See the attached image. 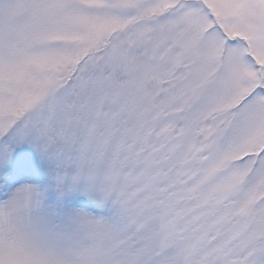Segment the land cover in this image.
Wrapping results in <instances>:
<instances>
[{
    "label": "snow or ice",
    "instance_id": "obj_1",
    "mask_svg": "<svg viewBox=\"0 0 264 264\" xmlns=\"http://www.w3.org/2000/svg\"><path fill=\"white\" fill-rule=\"evenodd\" d=\"M0 264H264V0H0Z\"/></svg>",
    "mask_w": 264,
    "mask_h": 264
}]
</instances>
